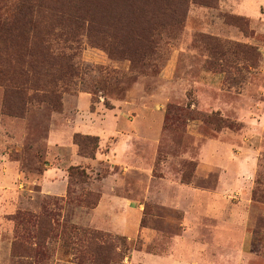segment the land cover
I'll return each instance as SVG.
<instances>
[{
	"label": "rangeland",
	"instance_id": "rangeland-1",
	"mask_svg": "<svg viewBox=\"0 0 264 264\" xmlns=\"http://www.w3.org/2000/svg\"><path fill=\"white\" fill-rule=\"evenodd\" d=\"M21 1L0 0V264H264V0H33L31 23ZM164 181L202 191L198 221ZM102 191L143 233L101 230Z\"/></svg>",
	"mask_w": 264,
	"mask_h": 264
},
{
	"label": "crops",
	"instance_id": "crops-1",
	"mask_svg": "<svg viewBox=\"0 0 264 264\" xmlns=\"http://www.w3.org/2000/svg\"><path fill=\"white\" fill-rule=\"evenodd\" d=\"M220 146L222 147V145ZM121 157H120L121 162H127L129 158V151L127 153H124ZM209 166H213V165H209ZM226 180L227 178L225 177L218 178V182H219L218 184L221 186L223 185V182ZM233 182L235 183V181ZM172 184H173L172 182H167V181L162 182L161 185L162 186L165 185L164 186L165 189L163 188L162 191L159 194H157V196L160 199L162 198L163 200L169 202L170 204L171 203L175 205L177 204L178 206H181L183 209H185L186 220L198 221V214L200 213V211L202 212L205 211L207 207H200V208L196 207L194 212H190V211L188 212L187 208L188 209L190 208L191 203H194L196 201L197 202L202 201V196L204 195L202 191L200 189H195L189 186L177 185L175 187ZM174 188L175 190L173 193L171 189ZM94 215H106L109 218V220H111V222L116 224L115 229H101V230L115 231L117 233H122L125 235L124 231L127 230L129 226H131L132 224V226L135 229H137L136 234L140 232L143 233V230H140L141 219L143 217L140 208H136L132 206V203L129 201V199L112 194V192L102 191V196L98 206L95 209L91 210L88 216L93 217ZM96 228L100 229L98 227ZM176 244L178 246L179 245L182 246L185 245L186 242H184L181 239L179 240V242H176Z\"/></svg>",
	"mask_w": 264,
	"mask_h": 264
},
{
	"label": "trees",
	"instance_id": "trees-1",
	"mask_svg": "<svg viewBox=\"0 0 264 264\" xmlns=\"http://www.w3.org/2000/svg\"><path fill=\"white\" fill-rule=\"evenodd\" d=\"M154 2H157V0H132V3L133 4H136V3H141L143 5H150L151 3H154ZM18 6L20 8V10H26V11H29L30 13V18H29V23L32 22V17L34 15V12H35V7H42L43 4H36V2L34 3L33 0H22L21 2L18 3ZM8 31L11 32V30L13 29V26H11V24L8 26ZM84 157L86 158H95V155L94 154H88V153H85ZM83 177H86L87 178V174L82 171V173H80ZM79 233V232H78ZM99 237H102V235L100 234Z\"/></svg>",
	"mask_w": 264,
	"mask_h": 264
}]
</instances>
